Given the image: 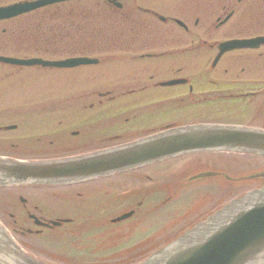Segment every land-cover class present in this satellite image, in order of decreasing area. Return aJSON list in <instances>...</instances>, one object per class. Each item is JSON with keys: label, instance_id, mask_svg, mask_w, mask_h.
<instances>
[{"label": "flooded vegetation", "instance_id": "obj_1", "mask_svg": "<svg viewBox=\"0 0 264 264\" xmlns=\"http://www.w3.org/2000/svg\"><path fill=\"white\" fill-rule=\"evenodd\" d=\"M117 1L120 7L111 0L52 5L54 14L64 11L71 19L92 20L82 35L92 44L83 50L99 58L91 68L38 72L36 88L27 94L21 92L25 84L20 79L9 82L8 76L18 72L1 68V152L36 160L71 157L116 147L170 125L198 123V117L242 116V109L255 110L264 100V45L228 51L213 63L221 41L264 36V0ZM206 37L212 45H205ZM201 65L210 66L213 76L198 78ZM174 79L183 82L164 85ZM114 180L96 179L53 192V204L66 205L51 211L56 216H37L44 223L53 217L72 222L59 227L37 226L31 220L28 226L18 224L14 231L21 243L34 255L54 261V251L27 239L42 235L57 242L61 234L72 239L67 226L77 224L89 210L106 214L126 208L136 213L144 204L145 213L153 195L168 193L164 176L147 170L122 181L134 188L123 196ZM10 189L3 203L28 217L31 207L39 208L36 198H45L27 193L24 186Z\"/></svg>", "mask_w": 264, "mask_h": 264}, {"label": "water", "instance_id": "obj_2", "mask_svg": "<svg viewBox=\"0 0 264 264\" xmlns=\"http://www.w3.org/2000/svg\"><path fill=\"white\" fill-rule=\"evenodd\" d=\"M206 148L264 154V131L237 127L190 126L168 130L90 158L44 163L0 159V184L59 182L133 166L181 152ZM0 258L12 264H46L24 254L0 228ZM264 260V188L226 206L205 224L189 231L141 264H258ZM0 260V264H4Z\"/></svg>", "mask_w": 264, "mask_h": 264}, {"label": "rangeland", "instance_id": "obj_3", "mask_svg": "<svg viewBox=\"0 0 264 264\" xmlns=\"http://www.w3.org/2000/svg\"><path fill=\"white\" fill-rule=\"evenodd\" d=\"M22 24H23V22H22ZM8 40H10V35H7L6 38H2V36L0 35V44H1L2 42H3V43L5 42V44H6V42L9 43ZM11 45H14V46H15L16 43L12 40V41H11ZM23 54H28V55H41V54H36V46H35V51L30 50L29 52H23ZM247 118H248V117H246L243 121H246ZM224 156L229 157V155H224ZM205 157H206L207 159H213V158H214V157L209 156V155H205ZM219 157H220V156H219ZM243 157H244V159L241 160V161L245 162V165H249V169H252V168L258 167V166L261 164V162H263L262 160H260V159H258V158H256V157H254V156H248V157H245V155H244ZM214 159H216V158H214ZM218 188H220V187L218 186ZM183 195H185V194H183ZM218 200H220V198H219ZM208 201H209V202H210V201L213 202V199H211V198H202L201 203L203 204L204 202H208ZM220 201H221V200H220ZM210 203H211V202H210ZM210 203H209L208 205H210ZM61 235H62V234H61ZM41 239H43V238H41ZM138 239H139V237H138ZM115 241H116V243L119 244V243L122 242V239L117 238V239H115ZM111 242H112V241H110V243H108V245H110ZM125 245H127V244L120 245L118 248H120V249H122V250H126V247H127V246H125Z\"/></svg>", "mask_w": 264, "mask_h": 264}]
</instances>
